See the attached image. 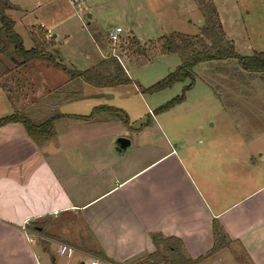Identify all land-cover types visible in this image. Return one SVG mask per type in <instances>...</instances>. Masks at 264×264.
<instances>
[{
	"label": "crops",
	"instance_id": "obj_1",
	"mask_svg": "<svg viewBox=\"0 0 264 264\" xmlns=\"http://www.w3.org/2000/svg\"><path fill=\"white\" fill-rule=\"evenodd\" d=\"M10 1L16 8L7 14L28 49L41 28L52 33L54 44L79 41L71 32L75 24L62 15L85 11L93 18L98 6L96 0ZM60 52L52 51L56 59H61ZM90 53L82 55L93 67L102 59ZM63 57L71 61L74 55L66 52ZM33 62L49 65L44 60L26 66L6 61L12 71L0 79V118L17 111L37 123L60 117L42 144L21 123L0 127V264H62L58 256L71 258L70 253L95 255L110 264H137L157 251L154 235L181 239L183 255L206 257L198 263L206 264L224 251L211 255L215 220L228 244H236L250 264H264V153L250 167L238 168L244 159L200 154L203 148L215 150L201 141L188 139L179 148L165 140L159 150L145 134L159 126L165 111L150 110L153 121L136 126L123 108L108 103L89 106L90 112L81 110L86 105L70 110L90 96L82 89L77 92L72 86L76 80L66 72V85L47 86L44 78L37 83V75L29 72ZM96 107L106 110L91 117ZM118 137L131 141L126 150L118 149ZM28 223L29 228L30 223L37 225L44 240L29 241Z\"/></svg>",
	"mask_w": 264,
	"mask_h": 264
},
{
	"label": "rangeland",
	"instance_id": "obj_2",
	"mask_svg": "<svg viewBox=\"0 0 264 264\" xmlns=\"http://www.w3.org/2000/svg\"><path fill=\"white\" fill-rule=\"evenodd\" d=\"M96 1L98 6L92 13L91 25H86L89 18L85 11L80 12V15L73 11L62 15L70 17L69 21L75 24L71 32L74 36H79V41L75 40L70 44L57 40L54 44L52 39L46 37L45 41L52 51L59 50L62 55L73 52V60L70 61L67 57L66 60L57 59L58 62L69 69L87 70L92 63L82 54L86 51H90L91 55L96 52V60L104 59L110 49L108 36L114 28L120 26L123 28L124 48L129 47L128 56L122 51L121 63L133 83L115 89L93 87L75 79L73 88L77 92L82 89L90 97L86 104L79 102L70 110L76 111L86 105L81 110L90 112L89 108L108 103L123 108L125 116L130 117L131 122L136 120V126H139L144 122L148 123V120L153 121L150 120V110L155 111L173 98L185 94V100L162 113L159 116V126L145 134L151 135L152 144L159 150L165 147V140L173 147L183 148L189 139L192 142L201 141L200 145L203 146V143H207L215 147V150H200V154L204 156L223 160L244 159V162L237 163L238 168L241 164L243 168L250 167L251 162L260 158V154L264 153V76L246 72L237 59L212 60L198 64L194 68L195 82L188 90L186 86L192 82L189 79L156 93L143 91L181 64L179 55L161 53V38L172 32L200 34L205 20V4L202 0H130V3L126 0L127 6L125 0ZM213 3L218 9L226 36L233 41L238 54L264 52V0H213ZM41 31L43 29H37V32ZM25 46L30 48L29 43ZM39 63L33 62L29 70L37 75V83H42L44 78L47 86L54 82L67 84L69 76L62 69L52 64L45 67V63ZM73 63L76 66H72ZM10 66L13 67L11 63ZM101 95L104 97L98 98ZM249 151L254 156L251 160ZM41 236L39 240H44L45 237ZM161 253L169 255L164 247L161 248ZM70 256L71 258L58 257L62 264H91L89 256L78 253H70ZM91 257L100 259L95 255ZM184 258L188 259L187 256ZM177 259L183 260L181 256ZM104 264L110 263L104 261ZM206 264L250 262L236 244L229 245L226 240L224 251Z\"/></svg>",
	"mask_w": 264,
	"mask_h": 264
},
{
	"label": "trees",
	"instance_id": "obj_3",
	"mask_svg": "<svg viewBox=\"0 0 264 264\" xmlns=\"http://www.w3.org/2000/svg\"><path fill=\"white\" fill-rule=\"evenodd\" d=\"M205 4L203 14L205 17L204 24L200 28V34L188 35L180 32H172L161 38L162 54H176L181 58V64L162 80L148 88H144L146 93H156L173 86L177 82L191 80V84L186 86L190 89L195 82L194 68L201 63L212 60L237 59L240 67L251 74L264 76V52L254 51L251 55H240L235 49L232 40L226 36L223 23L220 19L218 9L213 0H202ZM15 5L10 0H0V79L9 75L12 69L6 61H13L17 66H26L34 60H44L56 68L62 69L71 80H81L89 85L96 87H116L133 83L132 79L126 72L124 65L113 56L102 59L97 65L87 70L69 69L62 63L58 62L52 53L51 46L45 41L47 30L43 29L40 33L34 32V46L26 49L23 39L15 30V22L8 16L9 9H15ZM42 29V28H41ZM42 33V34H41ZM41 34V35H40ZM133 43L135 41L133 39ZM125 56L129 54V47L123 50ZM185 100V94L173 98L171 101L160 106L155 113H160L171 109ZM106 110L104 107H96L94 116L98 112ZM89 116V117H90ZM60 117L55 114L37 123L30 119L22 112H15L11 115L0 118V127L10 123H21L28 135L37 143L48 140L54 129V121ZM34 230H38L35 223H30ZM213 232L215 237V247L211 255L223 249L226 246L227 235L218 221L213 222ZM153 240L157 246V251L149 255L146 259L137 264H198L206 257L197 259H185L183 255V242L176 237H162L154 235ZM164 247L169 255L161 253ZM210 255V254H209ZM181 256V259L177 258ZM103 257V255H101ZM104 258V257H103ZM105 259V258H104Z\"/></svg>",
	"mask_w": 264,
	"mask_h": 264
},
{
	"label": "built area",
	"instance_id": "obj_4",
	"mask_svg": "<svg viewBox=\"0 0 264 264\" xmlns=\"http://www.w3.org/2000/svg\"><path fill=\"white\" fill-rule=\"evenodd\" d=\"M122 34H123V28L120 26L114 28L110 32V34L108 36L110 49H109L108 54L105 55L104 58H108L109 56H113V57H116L120 62H122L121 53H122L123 46L125 43V41L122 38ZM46 38L52 39L53 38L52 33L47 31ZM25 231H26L28 239L31 243H36L39 240V238L42 237L38 231L29 228V223L25 227ZM62 248H64V246ZM89 257L91 258V264H103L104 263V261L102 259H97V258H94L91 256H89Z\"/></svg>",
	"mask_w": 264,
	"mask_h": 264
},
{
	"label": "water",
	"instance_id": "obj_5",
	"mask_svg": "<svg viewBox=\"0 0 264 264\" xmlns=\"http://www.w3.org/2000/svg\"><path fill=\"white\" fill-rule=\"evenodd\" d=\"M87 17L90 19L91 18V14L88 13ZM61 59H63V55L59 56ZM107 96V95H105ZM131 141L126 138V137H118L116 144L118 145V149L120 150H126L128 148V146L130 145Z\"/></svg>",
	"mask_w": 264,
	"mask_h": 264
}]
</instances>
